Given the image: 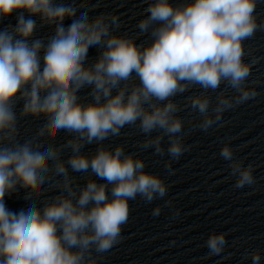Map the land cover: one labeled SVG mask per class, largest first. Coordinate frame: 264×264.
<instances>
[{
	"label": "clouds",
	"instance_id": "obj_1",
	"mask_svg": "<svg viewBox=\"0 0 264 264\" xmlns=\"http://www.w3.org/2000/svg\"><path fill=\"white\" fill-rule=\"evenodd\" d=\"M145 2L146 15L136 27L150 33L148 44H137L127 33L115 34L121 26L116 15L90 19L87 11L77 15V6L56 0H0V19L18 13L15 26L0 30V264H101L121 241L129 201L139 196L152 203L163 199L169 187L145 170L138 155L126 153L123 145L105 147L103 141L118 136L126 125H137L148 137L143 149L163 156L166 136L167 154L178 160L187 148L176 96L194 86L202 89L186 98L185 107L198 111L202 119L197 127L207 132L226 111L258 95L246 83L256 61H245L244 43L264 30L255 15L257 0ZM32 17H39L41 27L55 26L47 42L33 38L38 25ZM66 19L71 20L67 26ZM92 48L95 57L89 56ZM221 84L235 95L221 91L213 106L207 93ZM87 88L91 102L85 103L80 93ZM19 101L21 116L46 121L23 143L17 140ZM156 130L160 134L152 137ZM44 136L61 147H44L36 139ZM94 142V154L82 153L85 144ZM230 143L223 144L219 155L230 162L234 187L251 186L254 168L235 158ZM65 148L71 149L66 161L61 159ZM171 166L172 160L166 161L165 167ZM69 169H90L106 182L90 177L79 187ZM46 185L58 194L45 196ZM18 187L27 190L25 199L32 203L17 213L6 206L5 196ZM160 213L157 206L152 215ZM226 235L208 236L209 255L224 251ZM250 255L252 264H259L260 251Z\"/></svg>",
	"mask_w": 264,
	"mask_h": 264
}]
</instances>
